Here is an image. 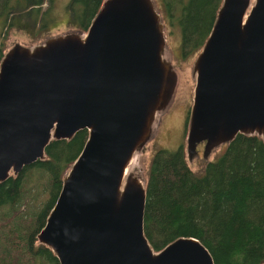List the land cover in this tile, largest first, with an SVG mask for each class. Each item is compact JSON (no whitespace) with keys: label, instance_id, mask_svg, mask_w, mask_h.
<instances>
[{"label":"water","instance_id":"water-1","mask_svg":"<svg viewBox=\"0 0 264 264\" xmlns=\"http://www.w3.org/2000/svg\"><path fill=\"white\" fill-rule=\"evenodd\" d=\"M191 75L188 162L201 142L206 160L237 133L264 142V0H221ZM177 83L155 0H102L85 29L15 41L2 54L0 182L44 159L52 139L88 132L36 234L59 264H214L194 236L155 250L144 233L135 156Z\"/></svg>","mask_w":264,"mask_h":264},{"label":"trees","instance_id":"trees-1","mask_svg":"<svg viewBox=\"0 0 264 264\" xmlns=\"http://www.w3.org/2000/svg\"><path fill=\"white\" fill-rule=\"evenodd\" d=\"M18 1L21 5L16 10L14 3ZM101 1L70 0L72 15L78 18L80 27L85 29L89 25ZM42 2L0 0V27L11 21L13 15L38 12ZM220 3L221 0H161L170 25L171 21L180 25L182 56H192L200 50ZM87 134L83 128L69 139H52L45 147L44 159H37L0 182V207L8 206L9 213L15 215L18 212L15 206L22 198V180L30 169L38 167L49 173L47 201L27 234H15L14 230L11 234L3 233L11 246L0 254V264H59L52 250L37 242L36 234L55 202L63 173L81 151ZM26 191L25 188L23 193ZM144 233L155 250L177 236L190 235L208 248L214 264H261L264 261L261 137L237 133L226 142L221 155L216 160H207L198 173L187 163L183 145L175 150L157 149L146 172ZM13 235L17 237L12 238Z\"/></svg>","mask_w":264,"mask_h":264},{"label":"rangeland","instance_id":"rangeland-1","mask_svg":"<svg viewBox=\"0 0 264 264\" xmlns=\"http://www.w3.org/2000/svg\"><path fill=\"white\" fill-rule=\"evenodd\" d=\"M69 1L47 0L46 3L44 2L41 5V9L46 7V10L41 11L40 9L38 12H30L29 14L32 15L30 20L24 21L22 19L25 16L24 14H16L15 16H20L18 20L22 19L24 22L20 23V21L15 20L16 24H10V21H7L0 29V50L2 54L15 41L35 44L51 34L60 33L67 29H80V21L74 14H70L72 9L71 11L67 9ZM155 1L163 16L167 48L173 65L178 72V83L172 102L164 112L158 114L156 131L153 137L144 146L142 152L135 156V161L142 167L145 180L147 168L157 149L175 150L183 145L185 151L187 121L195 84V78L191 75L192 61L198 53L192 56H182L180 25L174 21H171L172 24L170 25L162 11L161 0ZM20 5L19 1L14 3L16 10ZM91 7H93L92 4ZM74 12L80 11L74 9ZM225 147L226 143H223L215 148L210 153L208 160H216L225 150ZM200 149L201 151L203 149L202 142L197 144V151ZM198 157L200 158L196 160L194 158L191 162L187 161L189 166L197 173L203 170L207 161L202 155ZM48 186L49 173L42 168L33 167L22 180L21 202L15 206L18 209L17 214L12 215V212L9 213L10 209L7 210L8 206L6 205L0 207V254L11 246L8 241L4 240L3 233L8 234L10 232L11 234L14 230L15 234L21 233L22 236L27 234L28 227L33 223L38 211H42L47 201ZM25 188L27 191L23 193ZM5 211H7V214L4 213ZM6 218L9 219L5 220ZM16 237L17 235L12 236V238Z\"/></svg>","mask_w":264,"mask_h":264},{"label":"flooded vegetation","instance_id":"flooded-vegetation-1","mask_svg":"<svg viewBox=\"0 0 264 264\" xmlns=\"http://www.w3.org/2000/svg\"><path fill=\"white\" fill-rule=\"evenodd\" d=\"M46 1L47 0H43V2L39 5V10L41 9V5L42 4H44V2L46 3ZM69 3H70V1L68 2V8L67 9H71V7H70V5H69ZM30 8L31 7H29V10H30ZM46 10V7L45 8H43V9H41V11H45ZM71 11V10H70ZM70 14L72 15V12H70ZM13 16H15V15H13ZM19 17L20 16H15V17H13L14 19H11V21L9 22L10 24H16L17 22L15 21V20H18L19 19ZM32 18V15H30L29 13L28 14H26V16H24L22 19L24 20V21H27V20H30ZM22 19H20V20H18V21H20V23H22V22H24ZM2 23V21H1V19H0V24ZM6 24V23H5ZM4 24V25H5ZM3 25V26H4ZM21 25V24H20ZM3 26H1L0 28H2ZM80 28H82V27H80ZM84 29V28H83ZM52 35V34H51ZM202 143H204V142H202ZM202 155V151H201V149L198 151V155H196L194 158H195V160L198 158H200V157H198V156H201Z\"/></svg>","mask_w":264,"mask_h":264}]
</instances>
